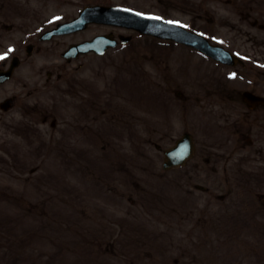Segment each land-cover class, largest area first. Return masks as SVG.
Wrapping results in <instances>:
<instances>
[{"label": "rangeland", "instance_id": "1", "mask_svg": "<svg viewBox=\"0 0 264 264\" xmlns=\"http://www.w3.org/2000/svg\"><path fill=\"white\" fill-rule=\"evenodd\" d=\"M13 1L17 3L15 43L11 49L0 47L4 57L0 64L12 52L26 56L28 39L76 16L88 2L125 4L123 0ZM129 3L160 11L157 0ZM108 29L92 25L74 39L92 38ZM74 39L57 40L56 53L51 46L49 53L29 59L30 76L35 75L31 69L41 67L46 59L62 62L60 53ZM159 49L154 40L137 36L126 49L88 55L65 68L71 80L79 79L83 85L91 81L86 86L97 91L98 98L117 91L121 98L129 94L138 100L140 91L124 87L133 82L142 85V79L149 98L155 92L154 64L159 60L153 53ZM161 62L162 75L179 84L170 57H162ZM22 68L0 87V99L19 95L17 105L3 114L0 124V264H264V208L252 217L254 200L249 192L214 186L188 193L169 176L158 174V153L142 138L153 141L160 126L162 137H169L172 125L154 120L155 96L145 106L144 135L137 124L142 115L137 107L128 115H107L111 122L104 123L118 130L101 132L97 155L89 157L92 148L88 141H80L82 129L76 131V125L68 128L64 141L58 139V128L51 127L52 119L60 121L56 107L43 124L39 122L45 119L44 113L29 112V127L40 132L32 137L33 128H29L28 133L26 89L22 88L26 65ZM34 80L29 78L32 89ZM39 96L45 105L47 97ZM221 112L213 111L209 123L230 127L221 120ZM63 116L74 121L72 109L64 110ZM127 122L135 125L117 127ZM138 163L143 173L138 172ZM177 180L186 185V179Z\"/></svg>", "mask_w": 264, "mask_h": 264}, {"label": "flooded vegetation", "instance_id": "2", "mask_svg": "<svg viewBox=\"0 0 264 264\" xmlns=\"http://www.w3.org/2000/svg\"><path fill=\"white\" fill-rule=\"evenodd\" d=\"M227 2L235 9L234 11L231 10L227 16H217L215 14L217 11L213 12L208 8L197 10L199 13L198 18H201V25L206 29H214L216 32L225 34L226 36L223 37L225 40L229 41L226 43L230 44V47H227L230 50L237 49L242 51L243 48L253 50L254 53L251 57L253 62L249 64V61L244 59L243 63L230 67L215 61L214 63L217 66H212V73L208 74L209 84L211 85L207 87V92L210 95H214L215 92L221 97H228L234 102L235 105L233 106L236 109L245 113L246 118L250 119L253 124L260 125L254 130V135L252 134L253 138L250 140L244 143H240L238 140L231 144H229L228 141L220 147V152L223 157H232L233 155H240L242 152L247 151L254 160V168L256 169L257 164L261 165V161H264V99L253 101V106H251L246 101L245 92L248 91L251 94L259 95L264 98V68L259 67L255 63L256 61L264 62V43L258 40L261 38L259 35L264 34V0H227ZM256 15L261 16L258 23H256V21L260 16L257 17ZM238 21H241V23L247 21L254 26L251 28L242 27L238 25ZM190 22L193 24L192 20H190ZM244 34H248V38H244L242 36ZM248 45H250L252 49L249 48ZM34 48L35 47H33V49ZM210 60L214 61L212 59ZM231 68H234V72L239 76L243 74L245 80L249 79L250 83L247 84L246 82L237 81L236 85L231 87L225 86L223 83L214 84L213 82L215 81L212 82L213 84L210 82V78L216 80V76L219 72L218 69H220V71H230ZM49 75L50 78H52L53 74L50 73ZM213 87L215 88L214 92L211 90ZM208 102L211 103V101ZM259 169L264 171V167H260Z\"/></svg>", "mask_w": 264, "mask_h": 264}, {"label": "water", "instance_id": "3", "mask_svg": "<svg viewBox=\"0 0 264 264\" xmlns=\"http://www.w3.org/2000/svg\"><path fill=\"white\" fill-rule=\"evenodd\" d=\"M106 9L107 8H105V7L86 8L84 11H82L80 18L76 19L75 21H73L71 23L62 25L57 30V32H68V31H75L78 29H83L87 26V24L89 22L104 20L105 17H103V14L106 15V13H105ZM109 16H111V14H109ZM147 24L148 23H146L145 21H139V25L141 27L140 29L144 30V28H142V27L147 26L148 31L155 32L158 34H161L163 32L171 30L170 28L160 29L158 26H156L155 24H152V23H149L148 25ZM103 44H104V39L103 38H97L93 42H87V43H83L81 45H76V46L72 47V49L70 51L86 52V51L91 50V49H95V48L98 49ZM8 76H9L8 73L0 72V81L5 80L6 78H8ZM186 140H187L188 144H187ZM186 140L181 141L179 143V145H178L179 148H177V149L174 148V149L167 152L168 161H170V162L181 161L186 156V155H182L184 153V151H185V153H187V151H188L189 141H188V139H186ZM190 151H191V148L189 145L188 153Z\"/></svg>", "mask_w": 264, "mask_h": 264}, {"label": "snow or ice", "instance_id": "4", "mask_svg": "<svg viewBox=\"0 0 264 264\" xmlns=\"http://www.w3.org/2000/svg\"><path fill=\"white\" fill-rule=\"evenodd\" d=\"M4 57H0V59H3Z\"/></svg>", "mask_w": 264, "mask_h": 264}]
</instances>
